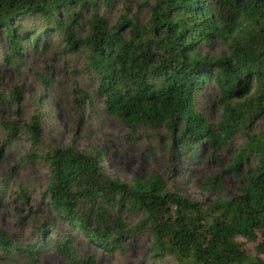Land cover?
<instances>
[{"label":"trees","instance_id":"trees-1","mask_svg":"<svg viewBox=\"0 0 264 264\" xmlns=\"http://www.w3.org/2000/svg\"><path fill=\"white\" fill-rule=\"evenodd\" d=\"M112 2L105 0L107 6ZM76 4L92 9L84 37L75 32ZM97 4L98 0H0V49L21 61L22 38L38 49V42L45 44L43 37L52 32L64 35L67 48L86 47L106 109L129 126H165L171 157L189 140L200 146L209 139L221 143L246 128L242 107L249 111L253 105L254 113L264 117V0H157L149 7L145 25L121 17L112 26L98 13ZM36 19L40 26H35ZM217 39L226 46L219 56L199 52ZM212 77L222 95L220 134L194 103L196 92ZM253 79L258 87L250 95ZM232 98L243 100L233 103ZM29 132L38 144V116ZM249 156L255 165L236 195L205 205L168 190L156 175L127 183L106 174L96 156L73 145L57 147L42 156L49 169L42 195L55 219L76 227L110 254L123 249V237L148 231L153 239L149 252L156 258L169 254L178 264H264V133L247 135L235 169ZM134 213L140 219L128 227L125 216ZM73 239L65 235L53 245L70 264H95L92 255L78 259ZM50 241L43 231L35 242L20 246L0 227L5 255L24 251L35 260ZM245 241L255 244L253 256L242 247Z\"/></svg>","mask_w":264,"mask_h":264},{"label":"rangeland","instance_id":"rangeland-1","mask_svg":"<svg viewBox=\"0 0 264 264\" xmlns=\"http://www.w3.org/2000/svg\"><path fill=\"white\" fill-rule=\"evenodd\" d=\"M98 0L96 10L114 25L121 17L136 18L145 25L150 17V6L157 0ZM92 9H80L76 4L78 37L88 33L87 20ZM28 23L33 20L27 21ZM35 26L41 20L36 19ZM33 25V24H31ZM34 37V36H33ZM31 49L30 39L20 40L25 56L20 61L0 49V227L10 239L27 246L46 231L51 241L32 260L24 251L15 250L5 255L0 249V264H70L53 242L65 235L74 236L72 245L78 259L92 255L95 264H178L163 254L151 256L152 235L137 231L121 240L123 249L106 252L89 242L76 227L55 219L42 193L49 182V169L42 156L57 147L73 145L76 149L96 156L102 170L121 181L132 183L151 175L161 179L168 190H175L189 199L212 204L216 199L236 195L238 188L253 171L255 161L249 156L235 169L234 161L245 146L247 135L264 133V117L254 113V107H242L245 125L230 139L204 145L187 141L176 156L169 153V133L165 126H129L119 116L110 113L99 93V79L89 62V50L78 44L67 48L64 35L52 32ZM226 49L216 40L203 45L199 52L209 58L219 56ZM7 58V59H6ZM11 58V60H8ZM250 95L258 87L250 81ZM243 98H232V102ZM195 109L220 134L218 122L223 111L222 95L213 77L195 94ZM39 117L41 140L34 144L29 125ZM16 128L10 133L11 129ZM218 176L216 180L215 177ZM21 193L25 196L22 198ZM139 214L126 215L124 222L135 227ZM44 225V227H43ZM240 240H243L240 238ZM243 248L253 256L254 243L245 241ZM38 247V244L35 243Z\"/></svg>","mask_w":264,"mask_h":264}]
</instances>
